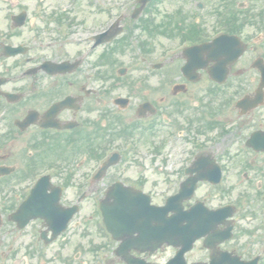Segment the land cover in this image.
I'll return each instance as SVG.
<instances>
[{
  "label": "flooded vegetation",
  "instance_id": "flooded-vegetation-1",
  "mask_svg": "<svg viewBox=\"0 0 264 264\" xmlns=\"http://www.w3.org/2000/svg\"><path fill=\"white\" fill-rule=\"evenodd\" d=\"M1 1L0 264L166 262L178 247L154 248L152 233L116 240L101 223L99 205L116 182L141 189L169 168L164 181L174 184L182 165L185 178L198 153L204 164L213 159L219 166L216 207L231 205L234 214L229 239L220 224L213 251L204 234L184 253L185 262L264 264V150L246 145L255 132L256 145L264 143V88L260 96L256 68L264 67V0H210L212 15L202 14L200 0H154L142 22L123 16L126 38L99 46L91 37L110 25L107 7L103 15L80 16L78 1L66 0L53 16L47 6L53 0ZM102 3L108 6L109 0ZM174 34L181 35L178 52L170 63L154 67ZM219 34L239 37L245 52L210 73L215 63L200 51L199 62L190 66L193 72L184 76L181 50ZM5 46L20 52L6 56ZM226 50L232 53L233 43L226 42ZM131 51L135 63L123 75L118 67L112 74L111 54ZM48 61H68L71 70L54 72ZM240 99L246 103L238 105ZM145 103L149 106L139 110ZM137 129L135 146L141 134L140 140L146 136L153 142L151 161L136 160L138 153L129 146ZM176 146L182 147L176 161L166 158V148ZM112 149L118 163L96 176ZM37 181L42 192L27 200ZM33 213L44 216L29 218Z\"/></svg>",
  "mask_w": 264,
  "mask_h": 264
},
{
  "label": "rangeland",
  "instance_id": "rangeland-1",
  "mask_svg": "<svg viewBox=\"0 0 264 264\" xmlns=\"http://www.w3.org/2000/svg\"><path fill=\"white\" fill-rule=\"evenodd\" d=\"M81 1V6L79 7V14L80 15H84V16H87L88 15V8L87 6H85L86 4H84L83 0H79ZM112 2L114 0H111ZM119 1V0H118ZM115 2V1H114ZM5 2L1 1L0 0V7L3 8V5ZM63 3H59V5H62ZM1 14V12H0ZM117 62L118 63H122V66L124 67H130L134 61V58L133 56H130V55H126V56H123V57H118L117 58ZM140 149L143 150V151H146V152H149L150 150V147L149 146H143V145H140ZM198 196L200 197H208L209 199V204L211 206H215L217 203H219L220 201H218V198L216 197V189L213 188L212 186L210 187L209 185H201L198 189Z\"/></svg>",
  "mask_w": 264,
  "mask_h": 264
},
{
  "label": "water",
  "instance_id": "water-1",
  "mask_svg": "<svg viewBox=\"0 0 264 264\" xmlns=\"http://www.w3.org/2000/svg\"><path fill=\"white\" fill-rule=\"evenodd\" d=\"M189 187H190V185H189ZM184 191L188 192V188H186ZM180 198H181V197H180ZM117 214L120 216V213H117V212H116V213H113V212H112V215H111V216H112V217H115V216H117ZM195 215H196L195 212L190 211V212L186 213L185 217H186V216H191V217H192V216H195ZM211 218H212V219L216 218V217H215V212H214V211H211V212H208V213H207V222H208L209 219H211Z\"/></svg>",
  "mask_w": 264,
  "mask_h": 264
}]
</instances>
